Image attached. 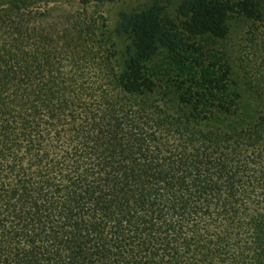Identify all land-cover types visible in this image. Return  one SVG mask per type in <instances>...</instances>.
Returning a JSON list of instances; mask_svg holds the SVG:
<instances>
[{
    "label": "trees",
    "instance_id": "16d2710c",
    "mask_svg": "<svg viewBox=\"0 0 264 264\" xmlns=\"http://www.w3.org/2000/svg\"><path fill=\"white\" fill-rule=\"evenodd\" d=\"M1 1L0 264H264L259 0Z\"/></svg>",
    "mask_w": 264,
    "mask_h": 264
},
{
    "label": "rangeland",
    "instance_id": "374dc122",
    "mask_svg": "<svg viewBox=\"0 0 264 264\" xmlns=\"http://www.w3.org/2000/svg\"><path fill=\"white\" fill-rule=\"evenodd\" d=\"M88 1H91V3L87 5L89 10L97 11L105 16L109 32L114 37L116 44H119V40L116 39L115 33L122 14H132L142 11L158 1L163 3L170 13L175 14L182 0H113L112 2H104L102 4H97L92 2V0H33L32 5L35 7L48 6V8L61 6L67 10L76 11L85 7L84 3ZM259 2L262 5V13L264 16V0H259ZM4 4L5 3L0 0V7ZM251 26L252 22L250 20L241 16H235L230 22L229 36L226 40L219 43V49L223 53L227 51L237 58L244 46V40Z\"/></svg>",
    "mask_w": 264,
    "mask_h": 264
}]
</instances>
